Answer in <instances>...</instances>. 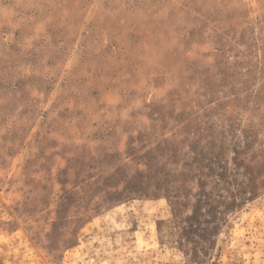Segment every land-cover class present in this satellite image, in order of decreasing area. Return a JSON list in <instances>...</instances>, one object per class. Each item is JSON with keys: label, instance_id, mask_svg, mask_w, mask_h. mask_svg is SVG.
<instances>
[{"label": "rangeland", "instance_id": "1", "mask_svg": "<svg viewBox=\"0 0 264 264\" xmlns=\"http://www.w3.org/2000/svg\"><path fill=\"white\" fill-rule=\"evenodd\" d=\"M0 264H264V0H0Z\"/></svg>", "mask_w": 264, "mask_h": 264}]
</instances>
